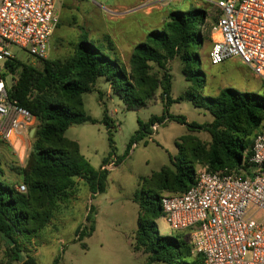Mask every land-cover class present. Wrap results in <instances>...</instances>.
Masks as SVG:
<instances>
[{"label": "trees", "instance_id": "trees-1", "mask_svg": "<svg viewBox=\"0 0 264 264\" xmlns=\"http://www.w3.org/2000/svg\"><path fill=\"white\" fill-rule=\"evenodd\" d=\"M207 15L198 9L168 13L161 27H151L143 33L142 41L132 50L129 69L108 37L104 44L98 45L81 40L74 45L71 57L64 61L38 60L40 69L17 60L6 63L7 71L1 77L11 80L10 84L6 83L8 101L27 110L37 126L24 166L13 168L22 177L26 192L20 193L15 185L4 184L1 180L4 172L0 168V264H37L21 246V240L36 236L48 224L55 201L64 194L72 178L85 181L92 195L104 192L108 173L93 170L79 157L77 144L64 137L73 125L96 123L84 116L82 96L92 92L100 78L126 111H139L157 100L163 105L159 116H152L147 122L137 121L138 129L127 151L135 141L150 135L154 124L173 121L188 132L177 144L182 159L170 161L169 167L151 176L145 190L134 195L139 212L132 250L146 254L147 264H202L199 258L191 256L183 236L159 233L156 220L163 218L159 200L163 193L188 190L199 171L247 174L253 138L264 129V98L230 88L221 89L214 96L204 95L197 50L203 44L200 28ZM59 25L58 20L56 29ZM172 62L179 64L187 83L177 100L170 98ZM174 102H190L212 121L188 123L183 116L169 115L168 108ZM102 123L111 145L114 126L106 113ZM189 132L207 133L210 141L202 143ZM109 160L105 159L101 166ZM85 221L90 225L77 228L78 241L91 237L95 231L92 207ZM53 264H58V259Z\"/></svg>", "mask_w": 264, "mask_h": 264}, {"label": "rangeland", "instance_id": "rangeland-1", "mask_svg": "<svg viewBox=\"0 0 264 264\" xmlns=\"http://www.w3.org/2000/svg\"><path fill=\"white\" fill-rule=\"evenodd\" d=\"M216 1L58 0L56 12L60 25L50 39L47 59L67 60L73 54L74 45L81 40L87 39L98 45L104 44L108 37L119 48V59L129 69L128 53L142 41L144 32L151 27H161L170 12L198 9L208 14L200 28L203 44L197 50L199 70L205 83L204 95L214 96L221 89L230 88L264 98V83L237 59L217 65L210 63V33L216 16L212 3ZM120 51L123 58L120 57ZM15 54L20 63L41 68V62L37 59L18 50ZM155 72L153 69L152 73ZM170 74V98L177 100L185 92L187 83L184 82L178 63L170 64ZM6 83L10 84L11 80L7 78ZM162 107V103L157 100L155 104L139 111H126L101 78L97 80L92 92L82 96L84 116L96 123L73 125L66 130L64 137L77 144L79 157L93 170H99L107 158H110L108 164L112 165L106 171L108 174L103 193L92 195L85 181L72 178L64 194L55 201L48 224L36 236L21 240V246L35 258L37 264H53L56 259L58 264H147V255L142 251L134 252L131 247L139 212L133 198L137 192L146 189L153 174L163 167H169L170 161L182 159L177 144L188 132L180 124L166 121L158 125L156 132L151 131L150 135L135 141L129 151L127 145L138 129L137 121L147 122L150 117L159 116ZM105 113L114 126L110 134L111 145L109 134L102 123ZM168 113L183 116L188 123L205 124L212 121L206 112L193 107L190 102H174L169 106ZM30 123L24 137L12 136L10 146L3 144L2 149L14 153L23 141L26 145L30 143L31 147L29 132L36 128L37 123L35 120ZM189 134L202 143L210 141L207 133ZM6 171L4 169V174ZM1 180L6 185L17 186L20 176L12 174L9 181H5L4 177ZM91 207L95 231L91 237L78 241L76 230L82 225L89 227L90 223L85 221V217ZM156 226L162 236L181 235L187 240V232L171 230L164 218L156 220Z\"/></svg>", "mask_w": 264, "mask_h": 264}, {"label": "built area", "instance_id": "built-area-1", "mask_svg": "<svg viewBox=\"0 0 264 264\" xmlns=\"http://www.w3.org/2000/svg\"><path fill=\"white\" fill-rule=\"evenodd\" d=\"M58 0H0V142L24 137L33 117L8 101L6 63L15 51L46 60L56 26ZM109 1V0H104ZM210 33L212 65L237 59L264 83V0H217ZM158 124L151 127L154 133ZM112 163L100 170H109ZM249 172L199 171L185 192L161 196L165 222L187 232L192 257L202 264H264V129L254 136ZM20 193L25 186L20 184Z\"/></svg>", "mask_w": 264, "mask_h": 264}, {"label": "crops", "instance_id": "crops-1", "mask_svg": "<svg viewBox=\"0 0 264 264\" xmlns=\"http://www.w3.org/2000/svg\"><path fill=\"white\" fill-rule=\"evenodd\" d=\"M143 37L141 39H143ZM116 48L119 49L118 47H116ZM131 52H132V49L128 53L129 57L131 56V55H129ZM120 57L121 58L124 57L123 54L121 53V51H120ZM33 130L35 132V129H31L29 132V137L33 133ZM3 144H7L8 146H10V144L0 142V168L3 169V172H4V169L8 170L5 172V174H3V177H4L5 181H7V180L9 181L10 176L12 174L18 175L17 172L15 170H13V168L20 169L24 166L25 161L27 159L29 149H30V143L28 145H26L25 141H23L21 145H18L16 147V151H14V153H8L4 149H2L1 145H3ZM27 148H28V151H27ZM20 184H22V177L21 176H20V182L18 185H20ZM18 185L16 186V189H17ZM13 264H17V263H13Z\"/></svg>", "mask_w": 264, "mask_h": 264}, {"label": "water", "instance_id": "water-1", "mask_svg": "<svg viewBox=\"0 0 264 264\" xmlns=\"http://www.w3.org/2000/svg\"><path fill=\"white\" fill-rule=\"evenodd\" d=\"M33 133H34V130H33ZM33 133L31 134L30 138H32V136H33Z\"/></svg>", "mask_w": 264, "mask_h": 264}]
</instances>
